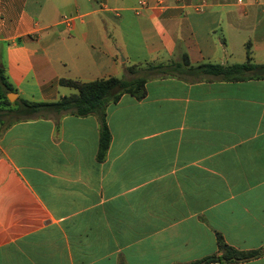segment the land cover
<instances>
[{
	"label": "crops",
	"instance_id": "1",
	"mask_svg": "<svg viewBox=\"0 0 264 264\" xmlns=\"http://www.w3.org/2000/svg\"><path fill=\"white\" fill-rule=\"evenodd\" d=\"M143 3L144 5H141ZM264 65V0H0L16 98L127 68ZM94 116L0 124V264H192L264 247V79H150ZM212 264H264L253 260Z\"/></svg>",
	"mask_w": 264,
	"mask_h": 264
},
{
	"label": "trees",
	"instance_id": "2",
	"mask_svg": "<svg viewBox=\"0 0 264 264\" xmlns=\"http://www.w3.org/2000/svg\"><path fill=\"white\" fill-rule=\"evenodd\" d=\"M127 73L133 78H117L98 80L82 83L73 80H61V85L68 86L78 91L77 94L61 98L57 102H29L18 99L15 109H7L11 106L8 99L9 94L16 92L15 88L8 82L4 68L0 67V124L11 114L18 119H34L50 117L60 119L72 115L80 118L94 116L99 122V153L98 159L103 161L109 151L112 134L107 123V110L109 106L117 104L126 95H132L137 100L147 97L146 85L150 79H160L166 76L185 79L187 76L201 77L212 76L223 81L237 82L252 79H264V65H255L251 62L250 51H248V62L233 66H221L213 64H201L194 66L188 56H184L181 62L169 64H149L146 68L136 66L127 68ZM11 118V117H9ZM219 251L222 256H212L192 264H212L223 262H241L257 259L264 255V247L258 250L242 252L228 246L223 238L218 239Z\"/></svg>",
	"mask_w": 264,
	"mask_h": 264
},
{
	"label": "rangeland",
	"instance_id": "3",
	"mask_svg": "<svg viewBox=\"0 0 264 264\" xmlns=\"http://www.w3.org/2000/svg\"><path fill=\"white\" fill-rule=\"evenodd\" d=\"M147 67V66H146ZM146 67H143V68H146ZM134 76H132V75H130V74H128V78H133ZM18 99L16 98V97H13L12 98V102H11V106H9V107H6L7 109H15V108H17L18 107V104L17 105H15V103H16V101H17ZM0 107H2V104L0 103Z\"/></svg>",
	"mask_w": 264,
	"mask_h": 264
},
{
	"label": "water",
	"instance_id": "4",
	"mask_svg": "<svg viewBox=\"0 0 264 264\" xmlns=\"http://www.w3.org/2000/svg\"><path fill=\"white\" fill-rule=\"evenodd\" d=\"M13 97H16V94H15V93H14V94H9V95H8V99H9L10 102H12V98H13Z\"/></svg>",
	"mask_w": 264,
	"mask_h": 264
},
{
	"label": "built area",
	"instance_id": "5",
	"mask_svg": "<svg viewBox=\"0 0 264 264\" xmlns=\"http://www.w3.org/2000/svg\"><path fill=\"white\" fill-rule=\"evenodd\" d=\"M141 5H144L143 3H141Z\"/></svg>",
	"mask_w": 264,
	"mask_h": 264
}]
</instances>
